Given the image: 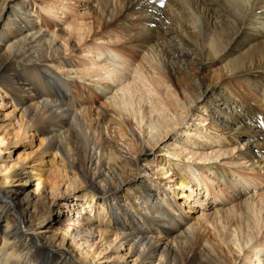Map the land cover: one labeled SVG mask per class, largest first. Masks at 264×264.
<instances>
[{
    "label": "bare ground",
    "instance_id": "1",
    "mask_svg": "<svg viewBox=\"0 0 264 264\" xmlns=\"http://www.w3.org/2000/svg\"><path fill=\"white\" fill-rule=\"evenodd\" d=\"M95 1L107 23L124 35L122 46L146 49L169 79L192 65L199 69L220 59L219 70L212 72L219 83L189 79L180 84L188 96L185 105L194 108L201 103L224 140L234 144L242 139L240 147L232 149L248 168L264 170V0ZM29 6L24 0H0V94L16 103L0 118V139L5 142V149H0V264H100L83 246L92 234V217L115 227V239L129 244L143 264L156 254V264H220L214 244L197 235V223H189L188 210L173 199L178 195L174 190L192 188L195 171L185 174L182 163L169 164L175 172L170 174L162 162L154 165L150 155L166 135L147 139L136 134L120 111L112 113L108 100L95 108L92 126L89 101L95 94L75 86L71 75L81 71L64 58L57 36L43 29L35 8L34 13ZM122 46L114 54L102 50L115 67ZM108 72L112 79L120 74L117 68ZM180 106L172 104L174 109ZM15 113L18 118L11 123ZM177 125L163 118L167 134ZM14 126L23 139L32 136L29 131L45 136L38 155L54 150L52 161L59 158L61 179L66 180V171L79 179L84 193L77 197L86 199L87 206L74 202L72 215L50 217L53 194H45L53 183H34L48 163L40 158L33 164L18 166L17 159L6 164L11 152L4 133ZM113 127L118 131L112 137ZM198 135L189 131L185 142ZM169 155L177 157L176 152ZM154 173L163 179L167 174L168 182H155ZM199 188L206 189L204 184ZM82 210L90 214L85 222L80 220ZM44 220L46 226L39 228ZM182 221L186 222L181 225Z\"/></svg>",
    "mask_w": 264,
    "mask_h": 264
},
{
    "label": "rangeland",
    "instance_id": "2",
    "mask_svg": "<svg viewBox=\"0 0 264 264\" xmlns=\"http://www.w3.org/2000/svg\"><path fill=\"white\" fill-rule=\"evenodd\" d=\"M24 1L30 5L28 9L31 12L35 8L38 14L37 21L42 24L43 29L57 36L64 58L81 71L80 75L74 76L75 78L71 75L75 86H85L95 94L89 101L93 108L92 126L97 119L98 111L95 108L108 100L112 113L117 114L120 111L136 134H143L147 139H158L159 135L165 134L166 139L157 144L149 157L154 159V165L160 166L162 162V167L170 174L175 172L169 164L182 163L181 172L185 174L195 171V180L190 185L192 188L180 192L174 190L178 195L176 194L173 199L178 206L183 203V210H188V213H185L189 218L187 221L197 223V235L201 237L203 235L214 244L220 256L218 259H222L220 264H264V170L248 168L246 160L232 149L234 146L240 147L242 139L234 144L224 140L218 129L211 126L206 112L201 109V103L195 104L194 108L185 105L188 96L180 86L189 79H199L202 84L219 83L220 80L212 72L219 70L222 64L220 59L199 69L192 65L191 69H188L189 72L181 71L182 73L175 74L169 79L160 65L147 55L146 49H139L135 45L122 46L124 35L116 30L112 23L108 24L110 21L108 22L107 16L100 14L97 1ZM113 15L116 17L115 13ZM117 45L122 46V51L115 52L118 56L115 67L108 62L107 54L102 53V50L108 48L114 54L115 49L119 50ZM114 68H117L120 76L112 79L107 73ZM191 88L195 90L198 87L192 84ZM223 90L226 91L225 88ZM239 91L246 98H251L250 94L242 89ZM176 102L182 106L181 110L172 107ZM0 103H8L6 106H0L2 119L16 103L7 96L1 98V94ZM166 117L178 124L177 129L168 134L162 126L163 118ZM17 118L18 114L14 119L11 117V123H15ZM14 127L4 133L10 146L8 151L11 152L6 164L15 163L16 159L18 166L25 163L33 164L40 158L48 163L43 167V171L38 173L34 183L37 180L53 183L52 189L47 188L45 194L46 198L53 194L50 217L72 215L76 206L82 208L87 206L83 203L86 199L80 201L77 197L84 193V186L80 184L79 179L71 178L67 171L66 180L61 179L60 170L57 169L59 158L54 156L55 159L52 161L54 150L38 155L43 149V145L40 148V142L45 136L43 137L39 131L35 132L36 134L29 131L28 135L32 136L23 139L20 137L18 127ZM116 131L117 128H111L110 135L113 137V132ZM189 131L192 132V136L197 133L199 135L191 137L193 141L185 142L184 135ZM0 149H5V142L1 139ZM173 152L177 153V157L169 155ZM127 155L132 156L131 153ZM149 172L151 173V170H148ZM152 178H156L154 181H160L162 184L169 180L167 174L164 177L166 179L156 173ZM71 180H74V183ZM238 182H246L248 187L240 186ZM199 184H204L206 189L199 190ZM67 185L69 187H66ZM74 202H77V205L73 209ZM94 211L97 216V208ZM82 212L84 215L80 220L85 222L90 214L88 210ZM91 221L92 223L88 224L93 226L92 234L83 246L92 255L97 256L100 264H143L136 259L135 252L129 249V244L119 238L115 239V227L107 224L105 219L99 222L97 217L96 219L92 217ZM46 222L47 220H44L39 228L46 226ZM185 222L182 221L181 225ZM50 230L51 226L48 231ZM158 256L159 254H156L147 264H156Z\"/></svg>",
    "mask_w": 264,
    "mask_h": 264
}]
</instances>
